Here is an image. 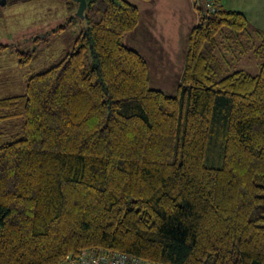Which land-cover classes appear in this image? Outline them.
I'll return each instance as SVG.
<instances>
[{"label":"trees","instance_id":"16d2710c","mask_svg":"<svg viewBox=\"0 0 264 264\" xmlns=\"http://www.w3.org/2000/svg\"><path fill=\"white\" fill-rule=\"evenodd\" d=\"M212 2L175 96L151 88L147 60L125 44L138 7L87 0L71 50L28 76L26 94L0 99V122L23 120L0 133V264H61L88 249L264 264V61L255 76L236 70L225 47L256 37L242 55L264 60V33ZM17 54L30 65L31 52Z\"/></svg>","mask_w":264,"mask_h":264},{"label":"rangeland","instance_id":"374dc122","mask_svg":"<svg viewBox=\"0 0 264 264\" xmlns=\"http://www.w3.org/2000/svg\"><path fill=\"white\" fill-rule=\"evenodd\" d=\"M205 1L200 0L199 12L208 11ZM78 7L75 0H7L6 5L0 6V44L9 46L0 55V99L26 94L28 76L45 71L59 62L64 52L71 50L77 36L86 27L84 18L77 15ZM141 11L144 21L151 22V15ZM61 27H65V30L58 32ZM252 41L260 44L256 37L247 42L231 36L225 41V47L233 50L226 57L229 61H235L236 70L255 76L264 60L255 51L242 55ZM160 42L157 41L158 47ZM185 48L186 43L180 46V58ZM17 52H31L33 59L30 65L21 67ZM144 55L150 65L151 88L170 96L177 95L181 83V78L176 75L179 69H171L170 65L178 64L169 62L168 71L161 72L159 65L153 64L151 54L144 52ZM22 124V119L0 122V133H20Z\"/></svg>","mask_w":264,"mask_h":264},{"label":"crops","instance_id":"0c3cea01","mask_svg":"<svg viewBox=\"0 0 264 264\" xmlns=\"http://www.w3.org/2000/svg\"><path fill=\"white\" fill-rule=\"evenodd\" d=\"M126 1L138 7L141 21L138 29L127 35L125 44L145 59L144 52L151 54L153 64L159 65L161 72L168 71L169 62L174 65L177 63L178 65L170 67L178 68L176 75L181 78L190 33L200 23V0ZM219 5L226 10L243 13L248 19L251 32L259 30L264 33V0H219ZM141 10L151 15V22L144 21ZM157 41H161L160 48ZM185 43L186 48L180 58V46ZM147 62L149 65L148 60Z\"/></svg>","mask_w":264,"mask_h":264},{"label":"built area","instance_id":"2783aa9c","mask_svg":"<svg viewBox=\"0 0 264 264\" xmlns=\"http://www.w3.org/2000/svg\"><path fill=\"white\" fill-rule=\"evenodd\" d=\"M213 0H206L205 6L215 11ZM199 3V2H198ZM61 264H164L142 259L131 254L104 249H88L77 255H68Z\"/></svg>","mask_w":264,"mask_h":264},{"label":"water","instance_id":"95a60500","mask_svg":"<svg viewBox=\"0 0 264 264\" xmlns=\"http://www.w3.org/2000/svg\"><path fill=\"white\" fill-rule=\"evenodd\" d=\"M75 2H77L79 5L77 15L80 18H84L85 17V11L87 9V0H75ZM6 3H7V0H0V6L6 5Z\"/></svg>","mask_w":264,"mask_h":264}]
</instances>
